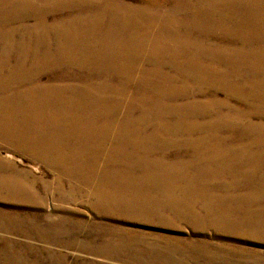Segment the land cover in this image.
I'll use <instances>...</instances> for the list:
<instances>
[{"label": "bare ground", "instance_id": "1", "mask_svg": "<svg viewBox=\"0 0 264 264\" xmlns=\"http://www.w3.org/2000/svg\"><path fill=\"white\" fill-rule=\"evenodd\" d=\"M231 97L264 109V0H0V150L53 172L0 153V198L52 197L63 213L43 223L0 208L2 254L22 264L8 230L26 227L45 241L27 245L33 264H264L231 238L264 243V211L249 210L264 198V123L220 140L222 122L239 126ZM83 195L92 230L69 205Z\"/></svg>", "mask_w": 264, "mask_h": 264}, {"label": "rangeland", "instance_id": "2", "mask_svg": "<svg viewBox=\"0 0 264 264\" xmlns=\"http://www.w3.org/2000/svg\"><path fill=\"white\" fill-rule=\"evenodd\" d=\"M125 1L126 2H132V3H139L140 2V0H125ZM31 22L32 21H30V23ZM215 34H216V37H214L215 41H219L222 39L220 32L216 31ZM238 46H240V45H238ZM251 78L260 79L261 75L259 73H256V74L251 75ZM208 79H209V77H208ZM42 80L47 82L48 79H47V77H43ZM243 80L244 79L242 78L241 82ZM257 87L258 86L255 85V88H257ZM200 88L204 92H206L207 95H212V94L215 95V93H216V96L219 98H222L225 95V93L222 91V89L218 85L216 86V83L211 84L209 86V82L207 79H205V81L200 84ZM235 93L236 92H234L233 94H235ZM199 97H203V96L200 95ZM213 97H215V96H208L207 99H211ZM229 99L230 100L227 103H231L234 107L237 108V110H232V116L234 115L233 121L239 123V126L235 127L234 132H232L230 126H227L228 120L224 121V122H222V123H224V125H223L224 127L223 128L219 127L220 131L218 133V136H219L220 140L227 141V142L232 143V144L242 143V140H240L241 131H240L239 127L241 125H245L248 121H252L254 124H258V125H261L260 122L264 123V109H263V111H257L254 107L251 106L253 108V111H251V109L248 107V106H250L248 104V100H247V103H245L244 101L238 100L237 97H231ZM246 99H247V97H246ZM220 106L222 107V110L224 112L227 111L226 105H220ZM226 115L228 116V114H226ZM198 120H200V117H198ZM226 126H227V128H226ZM188 128H190V127H188ZM192 131H193V129H189V132H192ZM255 132H258V131L255 130ZM236 133H238V135L234 136ZM198 134L199 133H196V136ZM186 148H187L186 150H191L188 146ZM177 151H179V150H172V151H169V153H173V152H177ZM6 152L12 154V157H13L12 159H14V161L20 167L25 168V169H29L36 174H44L43 176L46 179H49V180L52 179L53 172H50V170L46 166H44L43 164L32 161V160H30V159H28V158H26V157H24L18 153L10 151L8 148H5V147L0 150V153L2 155H7ZM261 199H262L261 204H258V205L252 204V205H250L251 207L249 208V210L255 211V212L264 211V198H261ZM87 201H88V196L83 195L78 199V202L76 201L75 206L73 204H69V205L72 206L73 211L78 216L84 215V217L86 216V218L90 217V219H88L86 224L91 225L90 227H88V229L92 230L98 225V222H97L96 216L93 214V212H91V210H89L90 208H88V206L86 205ZM9 202H11V200L0 198V208L3 209V211H7L9 214H12L13 216H18V215H20L21 217L24 215H28L29 217L30 216L31 217L36 216L39 219H41L43 223L47 222V220H45V219H48L51 216L63 214L59 210L53 209L52 204H57V201L55 198H52V197H50L46 200V204L43 207H37V206L35 207V206L28 205V204H19V205H15L14 207H12V205ZM17 209H19V210H17ZM263 216H264V213H263ZM181 225H182V230L187 233V234L180 235L182 238L188 237V236L193 234V232L187 226H185V224H181ZM145 226L146 225L142 226L136 222H133L132 225L125 222V227H128L131 230H144V231H148V232L154 231L157 233H162V229H160V228L153 227V226H146V227ZM37 230L41 231L39 228H37ZM37 230H34V231H37ZM8 231H9L8 232L9 235H11L13 237H17V239H18L17 241H13V242H12V240H10L12 242V244H14L16 246V248H18L20 246H24V247L19 249L22 251V253L18 254V256H17L18 259L21 260V262L23 261L22 264H33L35 261V257L33 256L34 254L32 255V253L30 251V247H28L27 245H32V246L34 245V246H36V248L41 250L43 248V245H45V241H43L41 239H35V238L28 239L29 237L28 238L23 237L22 235H24L25 233H29V234L31 233L30 230L26 227L9 229ZM177 234H180V233L177 232ZM240 237H242V236H240ZM231 238L235 241V243L240 244L244 248H248V249H252V250L254 249V250L264 252V243L259 244V243H255V242L250 241V240H242L239 237H235V236H231ZM250 239H252V238H250ZM3 244H4V242H0V264H17V263L10 261V260H7L6 255L2 254L1 246ZM26 251H27V253H26ZM74 255H76V254L71 253L69 255V258L67 260L69 262L68 264H77L78 260H75V258L72 257ZM19 256H20V258H19ZM78 258H80V256ZM12 259H14V257ZM38 264H57V263L54 261H51V258H49V257L41 256L40 259H38Z\"/></svg>", "mask_w": 264, "mask_h": 264}]
</instances>
